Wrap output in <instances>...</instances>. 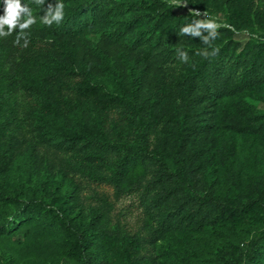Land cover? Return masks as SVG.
<instances>
[{
    "label": "trees",
    "instance_id": "16d2710c",
    "mask_svg": "<svg viewBox=\"0 0 264 264\" xmlns=\"http://www.w3.org/2000/svg\"><path fill=\"white\" fill-rule=\"evenodd\" d=\"M174 1L223 25L211 46L181 34L197 18ZM55 2L21 0L36 23L26 37L17 28L0 38V178L33 161L27 134L37 132L41 146L101 163L107 173L90 169L93 180L138 194L162 238L208 232L210 250L188 244L197 260L186 264H264V158L254 148L264 147V112L247 100L264 102V0H63V21L48 26L42 18ZM138 168L146 181L132 180ZM33 224L56 235L49 264L114 260L117 237L97 216L73 229L51 203L0 183V237ZM114 242L122 264H149L139 240Z\"/></svg>",
    "mask_w": 264,
    "mask_h": 264
},
{
    "label": "rangeland",
    "instance_id": "374dc122",
    "mask_svg": "<svg viewBox=\"0 0 264 264\" xmlns=\"http://www.w3.org/2000/svg\"><path fill=\"white\" fill-rule=\"evenodd\" d=\"M178 6L179 2H172ZM177 13L183 12L179 7ZM236 38L245 43V34H238ZM258 110L264 112V102L248 98ZM126 125V124H125ZM125 125H121L124 128ZM37 132H30L27 138L36 143L38 153L31 163L19 161L0 178L5 193H14L18 187L27 199L49 202L57 207L69 221L73 229L84 227L92 215L97 216L98 226L106 229L112 236L139 240L140 258L149 264H186V261L197 260L193 253L187 252V245L193 244L210 250L211 238L208 232H175L162 238L155 233L156 224L146 216L139 207L138 194L124 191L120 193L113 184L99 183L89 176L90 169L95 173H107L101 163L88 160L85 154H65L56 152L38 144L35 138ZM239 139V138H237ZM243 141H250L243 137ZM260 162L264 158V147L256 143ZM253 150V149H252ZM238 153L243 159L246 150L238 145ZM48 160L41 162L40 158ZM146 181V171L138 168L134 171L132 180ZM260 216L253 217L254 224H261ZM113 239L109 244L116 250L112 264H122L119 248ZM175 251V252H174ZM60 252L54 232L39 225H30L10 236L0 237V264L10 257L13 264H49ZM183 254V256L181 255ZM179 255V256H178ZM199 259V258H198Z\"/></svg>",
    "mask_w": 264,
    "mask_h": 264
},
{
    "label": "clouds",
    "instance_id": "9594fccd",
    "mask_svg": "<svg viewBox=\"0 0 264 264\" xmlns=\"http://www.w3.org/2000/svg\"><path fill=\"white\" fill-rule=\"evenodd\" d=\"M35 3L43 6L45 0H35ZM183 4H187L186 2H182ZM180 3L178 6H180ZM0 4L3 5V14H0V38L7 37L12 35L17 28L20 29L19 35L22 37H26L29 33L25 30L31 28L37 21L35 15H33V10L26 4H22L21 0H0ZM65 5L63 0H56L55 4H49L45 16L42 18L43 23L51 26L54 23L60 24L65 16ZM196 16H200L201 13L198 11H194ZM207 17V13H204ZM220 23H218L214 19H197L191 23L186 24L180 29L181 34L195 38L199 37L205 45L211 46L212 42L219 36V32L217 29L222 27ZM207 32L208 35H204L203 33ZM27 44V40L25 41V45ZM180 60L184 63H187L190 59L187 51L183 49H176ZM199 55H203L207 57L209 52L207 49L198 53Z\"/></svg>",
    "mask_w": 264,
    "mask_h": 264
},
{
    "label": "built area",
    "instance_id": "2783aa9c",
    "mask_svg": "<svg viewBox=\"0 0 264 264\" xmlns=\"http://www.w3.org/2000/svg\"><path fill=\"white\" fill-rule=\"evenodd\" d=\"M182 2H185V1H181V2H179L177 5H179L180 3H182ZM185 11H187V12H189V13H191L192 15H194L197 19H206V18H208V19H214V20H216V18L215 17H212L207 11H204V10H201V9H197V8H193V7H191L188 3L187 4H181L180 5ZM194 11H198V12H200L201 13V15L198 17V16H196V14L194 13ZM204 13H207V17L205 16V15H203ZM217 21V20H216ZM218 22V21H217ZM219 23V22H218Z\"/></svg>",
    "mask_w": 264,
    "mask_h": 264
}]
</instances>
